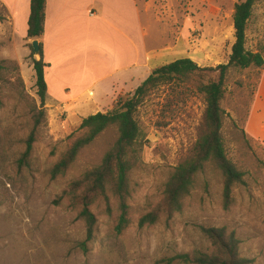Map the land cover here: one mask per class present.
<instances>
[{
  "label": "rangeland",
  "instance_id": "1",
  "mask_svg": "<svg viewBox=\"0 0 264 264\" xmlns=\"http://www.w3.org/2000/svg\"><path fill=\"white\" fill-rule=\"evenodd\" d=\"M239 1L135 0L150 55L145 56L148 67L141 69L140 84L154 68L183 57L201 67L226 63L234 42L233 8ZM246 34V48L255 51L264 41V0L256 2ZM8 47L0 41V62L10 75L18 67L23 87H18L21 93L8 84L0 88V264H165L178 253L208 249L204 228L234 232L240 256L264 264V166L256 161V157L264 160L263 145L250 139L249 147L242 137L257 69L231 67L226 75L220 132L228 159L244 173L245 181L233 187L229 208L222 205L221 176L207 164L182 210L171 215L163 210L164 185L201 134L205 102L193 81L162 85L136 112L140 166L131 176L130 225L116 235L115 199H110V213L98 200L92 208L97 217L95 237L89 252L82 254L74 246L84 240L85 229L76 219L69 185L99 162L117 134L106 132L65 174L51 178L50 169L82 117L46 98V126L26 164L20 165L32 126L29 106L39 104V98L33 56L19 63L7 58ZM134 90L118 94L98 111H110L119 97ZM153 209L161 210L158 222L139 227V217Z\"/></svg>",
  "mask_w": 264,
  "mask_h": 264
},
{
  "label": "trees",
  "instance_id": "2",
  "mask_svg": "<svg viewBox=\"0 0 264 264\" xmlns=\"http://www.w3.org/2000/svg\"><path fill=\"white\" fill-rule=\"evenodd\" d=\"M258 1L242 0L234 5L232 14L234 42L226 63L215 67H201L187 57L176 59L154 68L131 94L119 97L110 111L97 112L81 120L77 130L70 136L71 141L68 147L50 169L53 179L65 174L78 158L94 146L106 132L115 130L117 136L114 142L102 151L99 162L86 169L69 185L70 201L76 210V219L83 223L85 229L84 240L75 242L74 249L77 252L87 254L89 245L94 240L97 217L92 208L98 200L105 203V211L110 213V199H115L118 212L114 226L116 235H121L129 227L128 201L133 192L131 176L140 166L139 127L136 112L142 102L162 85L193 81L196 91L204 96L205 102L201 134L190 148L187 156L173 168L164 185L163 210L169 215L182 210L185 198L191 194L197 177L204 171L207 164L220 174L222 205L224 209L229 208L232 203L233 187L242 185L245 181L244 173L228 159L226 154L220 132L224 115L221 101L225 96L224 86L229 68L257 69L259 74L263 67L264 41L258 44L255 51L246 48L247 26ZM45 5L46 0H30L27 39L39 40L40 58L32 60L39 104L31 103L29 106L32 126L25 139V150L18 160L20 165L26 164L33 144L37 141L42 128L46 126L44 104L47 87L44 69L47 64L42 58L41 42ZM2 19L0 14V20ZM29 47L32 50L31 44ZM15 69L16 73L10 75L4 62H0V88L6 84L15 91L19 86L23 87L18 67ZM21 91L17 92L21 93ZM246 117L247 115L243 119L244 123ZM242 137L249 146L251 138L245 132H242ZM260 148L264 154V146H260ZM256 161L264 166V160L256 157ZM160 212V209H153L142 215L139 217L137 225L144 227L155 224L159 220ZM203 232L210 244L208 249H194L190 253H178L166 259L165 264L171 262L181 264H252L251 260L240 256V242L234 232H228L223 228H204Z\"/></svg>",
  "mask_w": 264,
  "mask_h": 264
},
{
  "label": "crops",
  "instance_id": "3",
  "mask_svg": "<svg viewBox=\"0 0 264 264\" xmlns=\"http://www.w3.org/2000/svg\"><path fill=\"white\" fill-rule=\"evenodd\" d=\"M0 8V41L20 63L32 54L30 0H0ZM41 42L46 98L82 119L138 87L150 56L135 0H46ZM244 131L264 146V64Z\"/></svg>",
  "mask_w": 264,
  "mask_h": 264
},
{
  "label": "water",
  "instance_id": "4",
  "mask_svg": "<svg viewBox=\"0 0 264 264\" xmlns=\"http://www.w3.org/2000/svg\"><path fill=\"white\" fill-rule=\"evenodd\" d=\"M31 53L34 59H38L40 58V47H39V40L37 39H33L31 41Z\"/></svg>",
  "mask_w": 264,
  "mask_h": 264
}]
</instances>
